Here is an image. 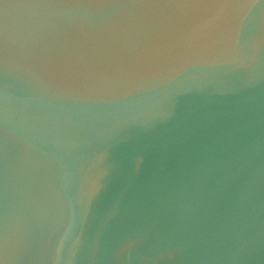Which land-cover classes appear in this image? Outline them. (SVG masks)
Segmentation results:
<instances>
[{
	"label": "clouds",
	"instance_id": "obj_1",
	"mask_svg": "<svg viewBox=\"0 0 264 264\" xmlns=\"http://www.w3.org/2000/svg\"><path fill=\"white\" fill-rule=\"evenodd\" d=\"M254 0H0V132L22 163L71 153L55 182L13 187L0 264H173L203 178L182 179L145 215L120 170L146 165L151 134L193 96L251 88L264 69ZM87 115L70 124L69 116ZM243 169L242 158L230 162ZM242 205V211H244ZM56 234L55 243L50 242Z\"/></svg>",
	"mask_w": 264,
	"mask_h": 264
},
{
	"label": "water",
	"instance_id": "obj_2",
	"mask_svg": "<svg viewBox=\"0 0 264 264\" xmlns=\"http://www.w3.org/2000/svg\"><path fill=\"white\" fill-rule=\"evenodd\" d=\"M262 10L264 0H254L251 12L258 18ZM259 72L254 87L193 95L173 124L151 134L140 172L129 173L124 156L117 157L121 167L107 195L123 193L135 213L150 215L182 179L202 176L173 264H264V69ZM88 119L68 117L70 124ZM237 158L246 161L243 169L231 166ZM61 164L74 170L76 160L71 153L53 152L25 166L18 142L0 132V223L17 182L33 187L45 178L55 182ZM55 240L53 233L50 242Z\"/></svg>",
	"mask_w": 264,
	"mask_h": 264
}]
</instances>
